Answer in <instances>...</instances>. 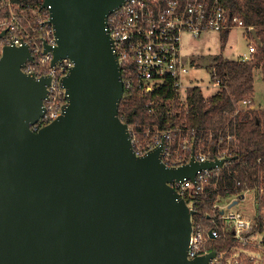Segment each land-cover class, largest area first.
I'll use <instances>...</instances> for the list:
<instances>
[{
  "label": "water",
  "instance_id": "1",
  "mask_svg": "<svg viewBox=\"0 0 264 264\" xmlns=\"http://www.w3.org/2000/svg\"><path fill=\"white\" fill-rule=\"evenodd\" d=\"M125 2L42 1L58 38L45 51L53 64H74L61 115L39 130L51 77L24 70L34 58L28 43L1 49L0 264H208L217 254L189 258L197 210L171 182L235 156L201 162L193 152L171 166L163 141L137 154L120 115L123 73L108 19Z\"/></svg>",
  "mask_w": 264,
  "mask_h": 264
},
{
  "label": "built area",
  "instance_id": "2",
  "mask_svg": "<svg viewBox=\"0 0 264 264\" xmlns=\"http://www.w3.org/2000/svg\"><path fill=\"white\" fill-rule=\"evenodd\" d=\"M42 1L0 0V32L6 30L0 38V52L5 44L28 43L34 58L27 60L24 70L37 77H51L49 96L45 99L46 111L32 125L35 130L61 115L67 101L63 78L74 64L70 57H63L53 64L52 50L45 51V44L55 47L58 38L50 21L49 7L43 6ZM108 19L122 66L124 97L128 92L134 99L145 98L148 111L153 113H175L174 105L171 106L168 101L178 95L183 96L186 102L189 86H195L187 85L185 79L196 63L181 53L184 33L199 37L205 30L219 32L241 25L245 29L243 34L250 39L249 53L242 58L252 59L257 52L258 42L251 33L254 27L246 26L241 16L230 13L222 0H126L112 11ZM220 83V79H214L212 85L220 87ZM168 87L175 94L168 97L161 95ZM251 108H255L252 98L240 99L235 114ZM129 126L137 154H146L163 141L162 159L171 166L187 164L193 152L196 160L205 162L233 156L232 153L240 147L237 129L231 130L230 125L226 131H220L218 139H213L211 133L208 142L197 134L195 128L179 124L174 126L170 119L164 126L158 122H133ZM233 160L198 170L195 180L185 178L171 182L191 208H195L193 204L199 196L216 195L212 203L215 214L210 216V227H205L204 216L200 219L195 218L197 214L193 216L188 256L193 258L216 249V256L208 264H264V236L260 237L262 230L258 227V219L243 210L233 209L234 206L229 207L235 199L239 202L245 199L249 191L258 199L257 194L261 197L264 187L260 185L258 192L257 189L247 188L238 194L231 192L226 185L222 191L219 187L221 172ZM239 184L241 181L237 182ZM219 224L222 231L231 232L234 237L232 243L222 249L213 246L214 240L220 236Z\"/></svg>",
  "mask_w": 264,
  "mask_h": 264
},
{
  "label": "trees",
  "instance_id": "3",
  "mask_svg": "<svg viewBox=\"0 0 264 264\" xmlns=\"http://www.w3.org/2000/svg\"><path fill=\"white\" fill-rule=\"evenodd\" d=\"M222 3L230 13L241 16L246 26L257 29L261 45H258L253 58L230 59L222 53L217 55L210 70L212 77L221 81L219 91L205 97L200 87H191L185 109L182 106V110H177L179 109L177 103L176 112L173 114L149 112L145 98L134 99L127 92L119 106L120 115L129 125L133 122H158L164 126L170 119L174 126L179 124L195 128L205 142L211 133L213 139H218L220 131L222 129L226 131L230 125L231 130L237 129L240 147L232 153L235 156L233 162L223 167L219 187L224 191L223 188L227 185L231 192L238 194H242L247 188L257 189L258 192L260 185L264 187V111L251 108L243 109L238 114L235 112L240 99H253L255 69L260 67L264 72V0H222ZM222 32H224L222 42L225 43L229 30ZM164 94L166 97L173 96L175 91L168 87L161 95ZM238 181H241V184L237 185ZM262 194L261 197L257 194V198L260 197L259 204L264 200V192ZM215 197V193H210L206 197L199 196L193 204L197 210L195 218L200 219L204 216L203 223L206 228L211 225L210 216L215 214L212 209ZM257 223L262 230L263 219H258ZM218 226L221 232L214 240L213 246L222 249L231 244L234 237L231 232L222 231L220 224Z\"/></svg>",
  "mask_w": 264,
  "mask_h": 264
},
{
  "label": "rangeland",
  "instance_id": "4",
  "mask_svg": "<svg viewBox=\"0 0 264 264\" xmlns=\"http://www.w3.org/2000/svg\"><path fill=\"white\" fill-rule=\"evenodd\" d=\"M244 31L245 29L241 25L232 28L228 32L229 35L225 43L222 42L224 40V32L222 31L205 30L199 37L184 33L181 53L196 63V67L191 69L185 77L187 85L195 84V86L200 87L205 97H209L219 91V87L212 85L214 78L212 77L210 67L214 63L215 57L221 53L230 59H238L240 56L249 53L250 39L243 34ZM254 87L255 104L261 111H264V79L261 70L256 71V83ZM190 88L191 86L188 89L191 90ZM182 97L177 95L176 98L168 101V103L171 106L174 105L175 110V106L178 103L179 109L177 110H182L186 106V102ZM246 195L245 199L235 205L233 209L243 210L257 219H263L264 200L259 204L252 191H249ZM263 236L264 227L260 237Z\"/></svg>",
  "mask_w": 264,
  "mask_h": 264
},
{
  "label": "crops",
  "instance_id": "5",
  "mask_svg": "<svg viewBox=\"0 0 264 264\" xmlns=\"http://www.w3.org/2000/svg\"><path fill=\"white\" fill-rule=\"evenodd\" d=\"M240 57H242V56H240ZM258 70H261V72H262V74H263V79H264V72H263V69H261L260 67L259 68H256L255 69V71H254V78H255V80H254V86H255V83H256V71H258ZM253 105L255 106V109H259V107L255 104V94H254V96H253ZM260 110V109H259ZM259 205V204H258ZM263 221H264V216H263Z\"/></svg>",
  "mask_w": 264,
  "mask_h": 264
}]
</instances>
